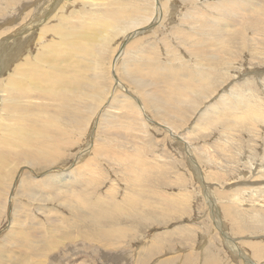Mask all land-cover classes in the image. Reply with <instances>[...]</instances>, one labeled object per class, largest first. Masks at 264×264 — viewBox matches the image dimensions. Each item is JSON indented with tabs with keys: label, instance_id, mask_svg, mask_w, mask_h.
Here are the masks:
<instances>
[{
	"label": "rangeland",
	"instance_id": "rangeland-1",
	"mask_svg": "<svg viewBox=\"0 0 264 264\" xmlns=\"http://www.w3.org/2000/svg\"><path fill=\"white\" fill-rule=\"evenodd\" d=\"M54 1L0 0V58L5 56L0 59V95L10 87L11 75L25 69L49 79L65 76L62 88L68 80L72 87L98 76L108 100L117 98L113 105L121 108L114 109L116 118L104 113L106 106L91 116L84 88L76 96L68 92L71 100L75 96L70 106L85 111L78 112L74 129L59 98H48L50 110L27 122L4 120L12 114L0 109L7 127L0 130V153H9L0 173V264H30L40 257L45 264H264V0H233L234 17L221 6L230 0H61L62 6L52 10L58 16L40 21ZM107 9H160L161 14L156 10L153 20L129 32L108 26L114 34L104 33L110 37L105 44L93 31L104 19L94 15ZM218 17L222 37L211 31ZM63 21L85 24L84 31L71 35L70 23ZM42 27L45 39L39 38ZM211 38L217 40L214 47ZM188 84L196 87L188 89ZM158 92L177 100L186 94L191 103L168 110ZM207 110L210 114L203 115ZM15 142L20 143L16 149ZM71 171L84 175L80 181L81 175L76 177V196L68 197L76 204L70 206L73 212L63 203L65 193L46 195V201L30 197L46 175ZM16 202L23 203L18 213ZM51 217L64 225L55 229L59 233L50 232ZM36 218L45 229L36 250L40 242L46 247L58 240L48 257L35 258L38 252L24 244L37 240Z\"/></svg>",
	"mask_w": 264,
	"mask_h": 264
},
{
	"label": "bare ground",
	"instance_id": "bare-ground-1",
	"mask_svg": "<svg viewBox=\"0 0 264 264\" xmlns=\"http://www.w3.org/2000/svg\"><path fill=\"white\" fill-rule=\"evenodd\" d=\"M158 1V0H157ZM156 1V2H157ZM229 3H225L224 2V4H222L221 6H222V9H223V12H225V13H227L229 16L231 15V14H233V17H234V15H236V12H235V10H234V8H236L235 6H234V8H233V3H235V2H233V0H230V1H228ZM49 3V2H48ZM158 3V2H157ZM240 3V2H239ZM50 4H52V3H50ZM59 4H61V6H62V2H61V0H56V1H54L53 2V4L52 5H50L51 7H50V9H48V11H49V16H47L46 18H45V16L48 14L47 13V9H46V13H45V15H44V19H40L41 17H39L38 19H40V21H43L44 22V20H48V18H49V20H52V19H54V18H56V16H58L54 11V14H53V12H52V10H54V9H56L58 6L57 5H59ZM64 4V3H63ZM115 4V3H114ZM165 4V3H164ZM240 4H242V3H240ZM251 5V4H250ZM138 6V5H137ZM122 7V6H121ZM153 7V6H152ZM151 7V8H152ZM155 7V6H154ZM244 7V6H243ZM254 6H251V7H247L246 8V6H245V8H246V10L247 9H250V8H253ZM118 8H119V6H118ZM163 8V7H162ZM244 8V9H245ZM57 9H59V7L57 8ZM64 9V8H63ZM150 9V8H149ZM148 9V11H150ZM122 10H125L124 8H122ZM156 10L157 11H159L158 9H155V12H156ZM237 10V9H236ZM242 10V9H241ZM240 10V11H241ZM256 10H259V9H256ZM52 13H51V12ZM153 11V8L151 9V12ZM161 11V10H160ZM159 11V12H160ZM163 11V10H162ZM245 11V10H244ZM77 12V11H76ZM155 12H153V13H150V12H143V11H141V10H138V9H134V10H130V11H119V12H117V11H115V10H112V9H107L106 10V12H104V13H100V14H97V15H94L96 18H104V19H102V21H100V22H98V25H99V29H95L93 32V34L95 35V36H97V38H95V39H97L98 41H100L99 39H101L102 38V40L104 41L105 40V42H102V43H107V41L109 40V38H108V35H107V38L104 36V33H108L109 35H112V34H114V32L112 33V31L113 30H118V31H120L121 29H126L127 28V31L129 30V29H131V28H134V27H136V26H138V25H141V24H146L149 20H151L152 19V16L154 15V14H156ZM73 13V12H72ZM86 13V12H85ZM107 14L108 16H109V18H107V19H105L106 17L103 15V14ZM253 13H255V12H253ZM151 14V15H150ZM160 14H161V12H160ZM250 15H252V14H250ZM41 16V15H40ZM62 16V18L64 17L63 16V14L61 15ZM107 16V17H108ZM158 16V15H157ZM217 17V16H216ZM232 17V18H233ZM67 18V17H66ZM215 18V17H214ZM91 19V18H90ZM160 19V18H159ZM250 19V17L249 16H247V19L246 20H249ZM37 20V19H36ZM48 20V21H49ZM71 20V19H70ZM153 20V19H152ZM154 20H155V17H154ZM215 20V19H214ZM255 20V19H254ZM97 21H99V20H97ZM160 21V20H159ZM252 21V20H251ZM35 22V21H34ZM156 22H158L157 20H156ZM220 22V19H219V17L218 18H216V20H215V23L213 24V25H211L212 27H211V31L213 32V33H215V34H220V32L222 31V25L219 23ZM35 23H37V21L35 22ZM34 23V24H35ZM42 23V22H41ZM68 23H70V21H63V23L62 24H65V25H69ZM80 23V22H79ZM90 23V22H89ZM251 23H254V21H252ZM38 24V23H37ZM87 24V23H86ZM148 24V23H147ZM212 24V23H211ZM250 24V23H249ZM83 25H85V24H83ZM82 24L81 25H74V24H72L71 25V23H70V30H67V31H69V32H67V33H70L71 35H75L76 33H79L82 29H80L82 26H83ZM88 26V25H87ZM108 26H110L111 28H112V31L111 32H109L106 28L108 27ZM153 26V25H152ZM155 26V25H154ZM23 27V26H22ZM78 27H79V29H78ZM142 27V26H141ZM25 28V27H24ZM31 28H33V25L32 26H30V30H31ZM75 28V29H74ZM97 28V27H96ZM139 28V27H138ZM220 28V29H219ZM28 29V28H27ZM61 29H62V25H61ZM74 29V30H73ZM234 29V28H233ZM30 30L27 32V34L30 32ZM40 30H42L41 32H39V38H41V39H45L46 38V36H47V34H46V32L45 31H47V29H44V27H42ZM133 30V29H132ZM135 30H136V28H135ZM134 30V31H135ZM24 31V30H23ZM26 31V30H25ZM82 31H84V30H82ZM126 31V30H125ZM228 31H229V29H228ZM129 32V31H128ZM132 32V31H131ZM67 33H65V34H63V36H64V38H69L68 36H67ZM91 33V32H90ZM120 33V32H119ZM122 33V32H121ZM135 33V32H134ZM210 33V32H209ZM18 34V33H17ZM128 34V33H127ZM15 35V34H14ZM30 35V34H29ZM28 36V35H27ZM91 36H92V34H91ZM115 36V35H114ZM220 36V35H219ZM218 36V37H219ZM78 37V36H77ZM93 37V36H92ZM116 37V36H115ZM220 37H222V36H220ZM11 39V38H10ZM211 39H213V38H211ZM215 39H217V38H215ZM208 40H210L209 38H208ZM214 40V39H213ZM5 41V40H4ZM112 41H113V39H112ZM66 42V41H65ZM73 42V41H72ZM110 42V41H109ZM217 42V40H214L213 41V44H212V47H214V44ZM223 42V41H222ZM54 44H57L56 42L54 43ZM81 44V43H80ZM92 44H94V43H92ZM108 44V43H107ZM1 45V44H0ZM49 46V45H48ZM54 46V45H53ZM53 46H51V47H53ZM55 46H57V45H55ZM100 47L102 46V44H100L99 45ZM92 47V46H91ZM0 48H4V47H0ZM211 48V47H210ZM260 48V47H259ZM90 49V48H89ZM89 49H87L88 51H89ZM2 50V49H1ZM0 50V51H1ZM84 50V49H83ZM98 51L100 50L101 51V49H97ZM117 50V49H116ZM3 51V50H2ZM1 51V52H2ZM74 51V50H73ZM95 51V53L97 52L96 51V49L94 50ZM203 51V50H202ZM210 51H212L211 53L213 54V51L214 50H210ZM209 51V52H210ZM70 52V51H69ZM80 52H81V49H80ZM103 52V51H102ZM107 52V51H106ZM117 52V51H116ZM115 52V53H116ZM43 53V52H42ZM100 53V52H99ZM200 53V52H199ZM211 53L209 54V55H211ZM2 54V53H1ZM104 54V53H103ZM119 54V53H118ZM4 55V53L1 55V58H5V56H3ZM92 55V54H91ZM116 55H117V53H116ZM205 55V54H204ZM209 55H207L208 57H210ZM12 56V55H11ZM105 56V55H104ZM118 56V55H117ZM206 56V55H205ZM206 56V57H207ZM8 57V56H7ZM40 57V56H39ZM86 57V56H85ZM93 57V56H92ZM99 57V56H98ZM101 57H102V55H101ZM115 57V56H114ZM122 57V56H121ZM0 58V59H1ZM48 58V57H47ZM71 58V57H70ZM105 58V57H104ZM36 59V58H35ZM34 59V60H35ZM69 59V58H68ZM212 59H214V57L213 56H211V61H212ZM220 59V58H219ZM218 58H217V60H219ZM40 60V59H39ZM44 60H46V59H44ZM60 60H61V58H60ZM217 60H215V62H217ZM28 61H29V56H28ZM38 61V59L36 60V62ZM56 61H57V59H56ZM59 61V60H58ZM92 61V60H91ZM106 61V60H105ZM64 62V61H63ZM127 62V61H126ZM1 63V62H0ZM98 63H100V62H98ZM146 63V62H145ZM21 64V63H20ZM27 64V63H26ZM31 64V63H30ZM29 64V65H30ZM37 64H38V62H37ZM41 64V63H40ZM51 64V63H50ZM60 64V63H59ZM70 64V63H69ZM101 64V63H100ZM3 65V64H2ZM33 65V64H32ZM35 65V64H34ZM65 65V64H64ZM63 65V66H64ZM143 65V64H142ZM20 66V65H19ZM22 66V65H21ZM26 66V65H25ZM210 66V65H209ZM214 66V65H213ZM1 67V66H0ZM37 67V66H36ZM40 67V66H39ZM48 67V66H47ZM61 67V66H60ZM67 67V66H66ZM74 67V66H73ZM27 68V67H26ZM125 68V67H124ZM147 68V67H146ZM150 68V67H149ZM37 69V68H36ZM43 69V68H42ZM51 69V68H50ZM49 69V70H50ZM55 69V68H54ZM68 69V68H67ZM87 69V68H86ZM108 69V68H107ZM127 69V68H126ZM139 69V68H138ZM179 69V68H178ZM18 70H21V69H19L18 68ZM78 70V69H77ZM88 70V69H87ZM115 70V69H114ZM204 70V69H203ZM44 71V70H43ZM46 71V70H45ZM70 71V70H69ZM73 71V70H72ZM137 71H139V70H137ZM180 71H182V70H180ZM206 71H208V69L206 70ZM205 71V72H206ZM21 72V73H20ZM20 72H16V73H14L13 75H11V78H10V82H11V85H10V87L9 86H7L6 88H4L3 89V94H1L0 96H1V99L0 100H2V102L0 101V109L1 110H5V113L6 112H8V113H10L11 112V118L10 117H4V120L6 119V118H8V119H11V121H16V122H18V123H21V122H27V121H30V120H33L34 118H35V115L38 117V118H41V117H43L42 115H43V113H47V111H49L50 109H48L47 110V104L45 103V102H47L46 100L48 99V98H50V99H52V101L55 99V98H59V100L64 104V105H62V107L64 108V106L66 105V107H67V109H69V113H68V117H67V119H68V121H69V123H70V127L69 128H71V129H74V127H76L75 125H74V123H75V120H76V116H77V114H78V112H80V111H84V110H81L80 108H76V106H75V108H73V107H71L70 105H72L73 103H72V100H74V98H75V96H76V93L80 90V89H82V88H84V90H82V94L83 95H86V98H89L88 100H87V103H85L84 105H85V110H86V112H89L90 111V115H91V113H95L96 112V110L98 109V106H99V108H100V106H101V108H100V111H99V113L102 111V110H104V107L106 106L107 107V110H105L104 111V113H109V114H114V109L116 110H120V106H114L113 104L114 103H117L115 100L117 99H115L114 97H111L109 100H108V98H109V95L110 94H108V97H107V94H106V92H105V88L104 89H102L103 87L101 86V84L98 82V81H100V80H98L97 78H98V76L96 77V78H89L88 80H82V81H77V83H76V85L75 86H70V80H68V79H66V80H68V86L66 87V88H62V86L63 85H65L64 83H63V80L65 79V76H64V78L63 77H60L57 73V75H53V76H50L51 77V79H49L48 77L47 78H45V74L44 75H42V74H40V73H33V71H31V70H28V69H25V70H21ZM109 72H110V70H109ZM130 73V71H127V74H128V76L129 77H132V78H134L133 79V81H135V82H137V81H140V78H138V77H140L139 75H137V74H135V75H133L134 73ZM140 72V71H139ZM142 72H143V70H142ZM186 72V71H185ZM205 72H204V74H205ZM47 73V72H46ZM66 73V72H65ZM71 73V72H70ZM73 73V72H72ZM75 73V72H74ZM78 73V72H77ZM90 73V72H89ZM105 73V72H104ZM107 73V72H106ZM145 73V72H144ZM144 73H141V74H143V75H145ZM20 74H23V76H27L28 77V79H22V78H20ZM49 74V73H48ZM54 74V73H53ZM60 74V73H59ZM63 74V73H62ZM68 74V73H67ZM100 74V73H99ZM103 74V73H102ZM207 74V73H206ZM87 75V74H86ZM90 75V74H89ZM107 75V74H106ZM110 75V74H109ZM71 76H73V75H71ZM104 76V75H103ZM105 77V76H104ZM111 77V76H110ZM189 77V76H188ZM203 77H208V78H210V76L208 75H203ZM74 78V77H73ZM79 78V77H78ZM82 78V77H81ZM112 78V77H111ZM187 78V77H186ZM105 79V78H104ZM203 79V78H202ZM31 80V81H30ZM52 80H54V82L52 81ZM106 80H107V78H106ZM112 80V79H111ZM197 80H199V79H197ZM205 81H207L206 79H204ZM211 80V79H210ZM73 81H75V80H72L71 82H73ZM101 82V81H100ZM109 82V81H108ZM110 82H113V81H110ZM63 83V85H61ZM117 83V82H116ZM106 84V83H105ZM144 84V83H143ZM195 84H197V86L199 85V84H201V83H195ZM103 85V84H102ZM109 85V84H108ZM113 85V84H112ZM117 85V84H116ZM115 85V86H116ZM82 86H84V87H82ZM102 87V88H101ZM186 87L188 88V89H192V88H195L196 86H194V84L193 85H186ZM48 88H50L51 90H48ZM109 88V87H108ZM111 88V87H110ZM112 88H113V86H112ZM111 88V89H112ZM115 88V87H114ZM114 88L110 91V89H109V92H112L113 90H114ZM214 89V88H213ZM125 90V89H124ZM108 91V90H107ZM168 91V90H167ZM68 92H69V94L70 95H75L74 97H72V100H71V97L69 96V94H68ZM163 92V91H162ZM179 92H181V91H179ZM190 92V91H189ZM129 93V92H128ZM151 94V93H150ZM161 94H163V93H161ZM159 92H158V97L163 101V107H165L166 109H168V110H170V108L172 109V108H178L179 106V108L181 109V105H184V104H187V105H189L191 102H189L191 99H189L188 98V96L186 95V97H185V95H182V96H180V97H178V100H177V97H174L175 95H170L171 97H169V99H166V97L165 96H167V95H165L164 94V97H162V95H161ZM174 94V93H173ZM178 94V93H177ZM180 94V93H179ZM179 94L177 95V96H179ZM112 96H114V95H112ZM116 96V95H115ZM126 96V95H125ZM243 96V95H242ZM152 97L155 99V100H157V95L155 94V92H153L152 93ZM90 98H95V99H93L94 101H99V103H94V105L92 104V102H91V99ZM126 98V97H125ZM143 98V97H142ZM158 98V99H159ZM136 99V98H135ZM153 99V100H154ZM199 99H201V98H199ZM58 100V101H59ZM81 100V99H80ZM124 100H126V99H124ZM137 100H138V98H137ZM148 100L150 101V99L148 98ZM55 101V100H54ZM57 101V100H56ZM77 101V100H76ZM82 101V100H81ZM109 101V102H108ZM136 101V100H135ZM145 102H146V100H144ZM175 101H177L176 102V104H175ZM195 101V100H194ZM193 101V102H194ZM127 102H129V101H126V103ZM133 102V101H132ZM157 102V101H156ZM199 102H200V100H199ZM247 102V101H246ZM129 103H131V102H129ZM128 103V104H129ZM152 103V102H151ZM150 103V104H151ZM67 104H69V105H67ZM127 104V105H128ZM133 104H135V103H133ZM153 104V103H152ZM193 104V103H192ZM225 104V103H224ZM257 104V103H256ZM91 105H93V106H91ZM120 105V104H119ZM122 105V104H121ZM132 105V104H131ZM130 106V105H129ZM151 106V105H150ZM194 106V105H193ZM195 106H197V105H195ZM51 107V106H50ZM120 107V108H119ZM144 107V106H143ZM157 107V109H158V107L159 106H156ZM155 107V108H156ZM225 107H227V105L225 106ZM232 107V106H231ZM48 108H49V106H48ZM83 108V107H82ZM140 108V107H139ZM195 108V107H194ZM215 108V107H214ZM220 108H222V106L220 107ZM245 108V107H244ZM242 109V111H244L245 109ZM123 109V108H122ZM127 109V108H126ZM135 109L137 110V112H139V110H138V108H136V105H135ZM144 109V108H143ZM188 109V106H186V107H184L183 108V110L182 111H186ZM193 109V108H192ZM195 109H198V107H196ZM233 109V108H232ZM231 109V110H232ZM248 109H250V108H248ZM247 109V110H248ZM99 110V109H98ZM145 110V109H144ZM159 110V109H158ZM176 110V109H175ZM216 109H214V111H215ZM233 110H235L236 111V109H233ZM62 111V109L61 110H58V112H61ZM143 111V110H142ZM242 111H239L240 113H243ZM85 112V111H84ZM134 112H136V111H134ZM136 112V113H137ZM211 112H212V108H211ZM102 113V112H101ZM141 112H139V114H140ZM173 113H175V112H173ZM208 110L206 111V113L205 114H203V115H206V116H208ZM216 113V112H215ZM227 113H230V112H227ZM249 113V112H248ZM262 113V112H261ZM60 114V113H59ZM139 114H138V116H139ZM210 114V113H209ZM220 114V113H219ZM224 114V113H223ZM230 114H232V113H230ZM235 114H238V113H235ZM104 115V114H103ZM102 115V116H103ZM115 115V118L117 117V116H119V115H117V112H116V114H114ZM142 115V114H141ZM167 115V114H166ZM186 115V114H185ZM224 115H226V114H224ZM228 115V114H227ZM47 116H48V118H49V114H47ZM92 116V115H91ZM131 116V115H130ZM136 116H137V114H136ZM212 116V115H211ZM213 116H215V114L213 115ZM221 116V115H220ZM233 116V115H232ZM238 117H239V115H237ZM82 116H80V118H81ZM84 117V116H83ZM98 117V116H97ZM125 117V116H124ZM179 117H181L180 115H179ZM216 117V116H215ZM235 117V116H234ZM145 118V117H144ZM236 118V117H235ZM85 119H87V118H84V120ZM121 119V118H120ZM134 119V118H133ZM137 119L139 120V117H137ZM143 120V119H142ZM83 121V120H82ZM81 121V122H82ZM95 122V121H94ZM114 121L111 119V120H109V124H108V126L110 125V124H112ZM140 122V121H139ZM143 122H145V121H143ZM162 122V121H161ZM136 123V122H135ZM142 123V121L140 122V124ZM88 124V123H87ZM87 124H85V122L83 123L82 122V125H87ZM116 124V123H115ZM77 125V124H76ZM81 125V126H82ZM164 125V124H163ZM142 126V125H141ZM14 130H16V129H18L19 127H17V126H11ZM143 127V126H142ZM173 127V126H172ZM85 128H86V126H85ZM5 129H7V127H6V125H4L1 121H0V130H5ZM174 129V128H173ZM10 129H8V131H9ZM107 130V129H106ZM105 130V131H106ZM111 130V126H109V129H108V131H110ZM116 130V129H115ZM114 132V131H113ZM200 132V131H199ZM73 142V139L72 140H70V142ZM75 141V140H74ZM16 143V146H14L15 147V149L20 145V143L19 142H15ZM65 143V142H64ZM14 149V150H15ZM7 151L6 149H3L1 152H3V153H0V173L2 172V170L1 169H3L4 168V166H5V163H6V161H7V159H8V157H9V153H5V151ZM45 149H42V151H44ZM8 152V151H7ZM12 157H14V155L12 154ZM38 157H39V155H38ZM20 159H22V157H18V159L17 160H20ZM37 159V158H36ZM44 159H45V157H43L42 156V158H41V162L43 163V161H44ZM39 162V161H38ZM46 162H50V160L47 158V160H46ZM45 162V164H48V163H46ZM30 163H31V161H30ZM37 163V162H36ZM26 164V163H25ZM23 167V163H21V167H20V169ZM77 167V166H76ZM75 167V168H76ZM79 167H81V166H79ZM65 169V168H64ZM65 171V170H64ZM74 171H76V170H74ZM74 171H71V173L70 174H66V173H68V172H66V173H61V175H56V174H53V175H51V177H52V179H51V177L49 178V174L48 175H46L43 179H41L40 181V183H38L39 185H40V187H36V186H34V187H36V188H32V190H33V195H31L30 197L31 198H34V199H36L37 197V199H39V200H45V197H46V195H52V194H57V193H61V194H63V193H65L66 195H64V199H62L63 200V203H65V205H66V207L67 208H69L72 212H73V209H72V207H70L71 205L73 206V205H75L76 206V204H75V202L73 201V199L72 198H68L69 196H74L75 195V187H79V185H78V180L76 179V177H78L79 176V174L76 176L75 174L76 173H74ZM79 171H80V169H79ZM78 171V172H79ZM77 172V171H76ZM82 174V173H81ZM80 174V175H81ZM83 175V174H82ZM82 175H81V177H78L79 178V181L80 180H82ZM84 176V175H83ZM204 176V175H203ZM15 178V177H14ZM77 180V181H76ZM87 180V179H86ZM42 181H44L45 183L44 184H42ZM45 184H47L48 186H49V188H51L49 191H47V190H45L44 189V185ZM80 184V183H79ZM80 187H81V185H80ZM47 188V187H46ZM48 188V189H49ZM208 188V187H207ZM209 189V188H208ZM64 190V191H63ZM77 190V189H76ZM77 192V191H76ZM77 194V193H76ZM62 196V195H61ZM76 196V195H75ZM50 197V196H49ZM47 200V199H46ZM45 200V201H46ZM22 202V201H21ZM23 204V203H22ZM22 204H19L18 202H16V207H17V209H16V213H18L19 212V206H21ZM74 206V207H75ZM129 208H131L132 209V207H128V209ZM76 212V211H75ZM134 212H135V210H134ZM94 213V212H93ZM52 218V217H51ZM58 218V217H57ZM33 219H35L33 216H32V220ZM37 219V218H36ZM52 221H53V218L51 219ZM60 223H62V222H52V225H49L48 227L50 228V232L51 233H59L58 232V230L56 231L55 229H57L59 226H60V228H61V226H64V225H62V224H60ZM37 228H39V230L35 233V234H37V240H35V239H32V240H30V241H26V242H24V244H26L27 245V247H28V249H29V251H31V253H33V252H38L36 255H35V258L37 257V256H40L41 254H43L44 256H46V257H48V255L51 253V252H53L56 248H58L59 247V245H58V240L56 241V242H48V243H46L45 244V246L46 247H44L43 245H44V243L43 242H40L41 243V245H42V248H40L39 250H36V247L39 245V240H38V238L40 237V232H41V229L44 227L43 226V224H42V222L40 221V220H38L37 219V221H36V224H34ZM24 226L22 225V227L21 228H23ZM27 227H29V228H32V225L30 224V222H28L27 223ZM18 228V227H17ZM15 230V229H14ZM14 230H11L10 232H12V231H14ZM43 230V229H42ZM45 230V229H44ZM43 230V231H44ZM225 234V233H224ZM8 239H9V237L7 236V237H5V240H4V242L6 243L7 241H8ZM10 241H11V239H10ZM235 241H236V239H235ZM9 242V241H8ZM7 242V243H8ZM230 243V242H229ZM234 244V243H233ZM232 244V245H233ZM235 246V245H234ZM43 250V251H42ZM46 253H49V254H46ZM1 255H4L3 253H0ZM54 256V255H53ZM241 256H244V255H241ZM12 257V256H11ZM50 257V256H49ZM245 257V256H244ZM14 258V257H13ZM247 258V257H246ZM31 259V258H30ZM31 261V260H30ZM85 261V260H84ZM1 262V261H0ZM24 262V261H23ZM45 262H46V259H44V258H42V257H40V259L39 260H35L33 263H31L30 262V264H45ZM21 263V262H20ZM9 264V263H8Z\"/></svg>",
	"mask_w": 264,
	"mask_h": 264
}]
</instances>
